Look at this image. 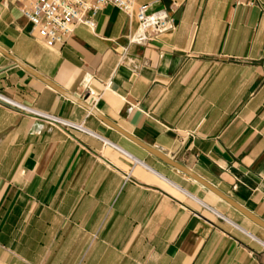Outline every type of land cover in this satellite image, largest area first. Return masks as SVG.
<instances>
[{
  "label": "crops",
  "instance_id": "crops-1",
  "mask_svg": "<svg viewBox=\"0 0 264 264\" xmlns=\"http://www.w3.org/2000/svg\"><path fill=\"white\" fill-rule=\"evenodd\" d=\"M135 2L173 27L108 6L49 48L0 0V93L88 130L0 103V264H264V0Z\"/></svg>",
  "mask_w": 264,
  "mask_h": 264
},
{
  "label": "built area",
  "instance_id": "built-area-1",
  "mask_svg": "<svg viewBox=\"0 0 264 264\" xmlns=\"http://www.w3.org/2000/svg\"><path fill=\"white\" fill-rule=\"evenodd\" d=\"M17 2L19 11L30 24L31 30L36 32L49 48L63 45L77 25H83L93 31L96 27V16L108 6L116 7L134 17L142 33V40L158 37L173 27L171 15L150 13L148 3L137 4L135 0H17ZM131 41L132 38L129 37V42ZM87 102L92 104V101ZM0 103L9 104L20 114L47 122L65 132H88L80 123L24 105L1 93Z\"/></svg>",
  "mask_w": 264,
  "mask_h": 264
},
{
  "label": "water",
  "instance_id": "water-1",
  "mask_svg": "<svg viewBox=\"0 0 264 264\" xmlns=\"http://www.w3.org/2000/svg\"><path fill=\"white\" fill-rule=\"evenodd\" d=\"M39 77L42 80H44L48 85L52 86L53 88H55L57 91H59L63 95H65V96H67L69 98H72L74 100H78L81 103H83L89 110H91V112H93L94 114H96L99 118H101L102 120H104L108 125H110L111 127L115 128L116 130H118L120 133H122L124 136H126L127 138H129L130 140H132L133 142H135L136 144H138L139 146L145 148L150 153L154 154L155 156H157L158 158H160L162 161H164L165 163L169 164L170 166L178 169L179 171H181V172L185 173L186 175H188L189 177L193 178L194 180H196L197 182H199L200 184H202L204 187L208 188L209 190H211L212 192H214L215 194H217L221 199L225 200L226 202H228L229 204H231L232 206H234L235 208H237L241 212L245 213L250 218H253L252 215L249 214L247 211H245L240 205L236 204L229 197H227L225 194L221 193L214 186H212L211 184H209L208 182H206L204 179H202L201 177H199L197 174H195L189 168H187L186 166H184L181 163L177 162L176 160L168 157L166 154H164L160 150H158V149H156L154 147H151V146L143 143L142 141H140L137 138H135L134 136H132L130 133L126 132L125 130L121 129L117 125H115L112 122H110L107 119H105L103 116H101L92 107V105L89 102L83 101L82 99H78L75 96H73V95L67 93L66 91H64L62 88H60L59 86H57L56 84H54L50 80H48V79H46V78H44L42 76H39Z\"/></svg>",
  "mask_w": 264,
  "mask_h": 264
}]
</instances>
